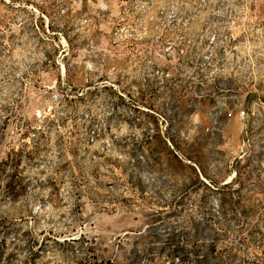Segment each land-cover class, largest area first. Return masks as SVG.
<instances>
[{"label":"rangeland","instance_id":"rangeland-1","mask_svg":"<svg viewBox=\"0 0 264 264\" xmlns=\"http://www.w3.org/2000/svg\"><path fill=\"white\" fill-rule=\"evenodd\" d=\"M0 264H264V0H0Z\"/></svg>","mask_w":264,"mask_h":264},{"label":"built area","instance_id":"built-area-1","mask_svg":"<svg viewBox=\"0 0 264 264\" xmlns=\"http://www.w3.org/2000/svg\"><path fill=\"white\" fill-rule=\"evenodd\" d=\"M244 114V113H243ZM244 115H242V117H243Z\"/></svg>","mask_w":264,"mask_h":264}]
</instances>
